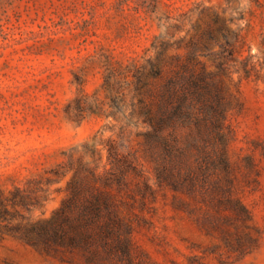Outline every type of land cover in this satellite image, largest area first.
<instances>
[{"label":"rangeland","instance_id":"obj_1","mask_svg":"<svg viewBox=\"0 0 264 264\" xmlns=\"http://www.w3.org/2000/svg\"><path fill=\"white\" fill-rule=\"evenodd\" d=\"M192 54L209 69L229 59L237 99L223 183L251 211L254 237L239 244L233 223L169 189L145 211L136 255L143 264H264V0H0V189L23 188L33 202L21 212L47 219L78 169L98 178L109 170L110 141L142 155L151 125L134 112V71ZM142 162L157 183L153 163ZM0 264L77 263L0 232Z\"/></svg>","mask_w":264,"mask_h":264},{"label":"trees","instance_id":"obj_2","mask_svg":"<svg viewBox=\"0 0 264 264\" xmlns=\"http://www.w3.org/2000/svg\"><path fill=\"white\" fill-rule=\"evenodd\" d=\"M228 46L221 44L223 50ZM149 62V68L134 71V112L151 125L142 133V155L121 151L110 141L109 170L98 178L85 166L78 169L68 197L47 219L33 221L21 212L33 202L23 188L0 189V232L77 264H143L136 255L135 232L159 193L170 189L199 197L200 210H214L215 217L233 223L239 244L253 239L245 230L251 211L233 183H223L231 177L229 115L237 99L229 91V59L217 61L214 69L195 54ZM142 158L153 163L157 183L150 182ZM87 174L102 183H89Z\"/></svg>","mask_w":264,"mask_h":264}]
</instances>
